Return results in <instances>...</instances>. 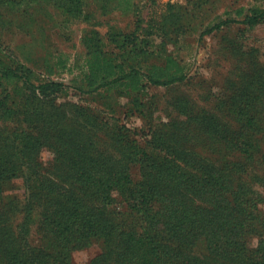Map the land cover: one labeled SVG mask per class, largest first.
Instances as JSON below:
<instances>
[{"label": "rangeland", "instance_id": "1", "mask_svg": "<svg viewBox=\"0 0 264 264\" xmlns=\"http://www.w3.org/2000/svg\"><path fill=\"white\" fill-rule=\"evenodd\" d=\"M259 12L257 22L241 21ZM222 19L238 22L204 32ZM93 51L142 70L170 55L186 77L130 93L90 89L84 73ZM0 63L28 79L0 78V134L14 128L34 134L23 102L32 95L35 114L61 111L58 125L78 130L92 150L115 149L119 130L139 149L161 155L236 160V151H213L210 142L238 137L258 159L255 168L247 165L248 184L264 218V0H0ZM46 81L59 86L44 95L32 89ZM38 156L48 165L54 153L43 144ZM131 175L139 178L136 167ZM28 185V178L11 179L3 199L20 207ZM36 220L32 208L17 212L15 222L32 237ZM258 241L249 237L251 247ZM99 250L97 243L74 250L71 263L87 264Z\"/></svg>", "mask_w": 264, "mask_h": 264}, {"label": "trees", "instance_id": "2", "mask_svg": "<svg viewBox=\"0 0 264 264\" xmlns=\"http://www.w3.org/2000/svg\"><path fill=\"white\" fill-rule=\"evenodd\" d=\"M260 16L246 14L241 21L252 24ZM228 21L237 20L222 19L204 32ZM185 77L170 55L142 70L126 69L122 61L96 51L89 55L84 73L88 88L124 93ZM0 78L7 84L28 80L1 63ZM58 86L46 81L32 89L44 95ZM23 102L34 134L28 128L0 134V264H72V252L93 243L100 250L87 264H264V218L248 184L247 165L255 168L258 159L247 141L227 137L210 142L213 151H236V160L171 157L139 149L117 130L114 138L120 139H113L114 151H97L82 142L78 130L58 125L55 116L61 111H42V117L35 114L39 107L32 95ZM43 144L54 153L48 165L38 156ZM161 144L165 152L170 150ZM132 167L138 169L137 180ZM16 177L29 180L20 207L2 196L5 183ZM32 208L37 220L30 237L15 220L17 212ZM252 235L259 236L256 247L249 245Z\"/></svg>", "mask_w": 264, "mask_h": 264}]
</instances>
